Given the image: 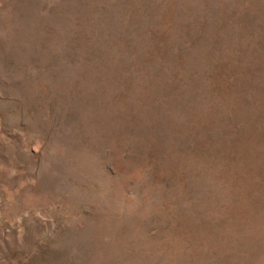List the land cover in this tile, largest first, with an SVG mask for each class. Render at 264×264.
<instances>
[{
    "label": "rangeland",
    "instance_id": "obj_1",
    "mask_svg": "<svg viewBox=\"0 0 264 264\" xmlns=\"http://www.w3.org/2000/svg\"><path fill=\"white\" fill-rule=\"evenodd\" d=\"M0 264H264V0H0Z\"/></svg>",
    "mask_w": 264,
    "mask_h": 264
}]
</instances>
